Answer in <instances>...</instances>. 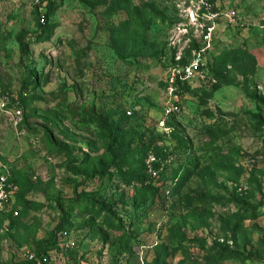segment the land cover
<instances>
[{
    "label": "rangeland",
    "instance_id": "rangeland-1",
    "mask_svg": "<svg viewBox=\"0 0 264 264\" xmlns=\"http://www.w3.org/2000/svg\"><path fill=\"white\" fill-rule=\"evenodd\" d=\"M52 1L0 0V97L22 110L0 109L18 210L0 264H32L56 227L46 264H264V0ZM173 52L217 84L189 82L163 139ZM150 151L164 162L144 184Z\"/></svg>",
    "mask_w": 264,
    "mask_h": 264
},
{
    "label": "built area",
    "instance_id": "built-area-1",
    "mask_svg": "<svg viewBox=\"0 0 264 264\" xmlns=\"http://www.w3.org/2000/svg\"><path fill=\"white\" fill-rule=\"evenodd\" d=\"M234 16L235 13H232ZM213 28H208L207 33L204 36L205 42H210L212 38ZM180 58L177 59V61ZM198 80L201 82H209L213 80L206 74L205 66L201 61V56H198L192 60L189 64L172 66L167 78V99L164 104L161 116L157 119V124L160 130H162L165 137L171 136L174 131L173 127L168 124L172 118H179L184 113V99L185 94L181 91L178 82H190ZM1 94V92H0ZM10 102L7 97H0V109L8 112L11 118L18 124L22 120V110L17 108L9 109ZM164 153H168L167 147L164 148ZM161 159V160H160ZM161 161L163 166L164 159L158 157L154 152L150 151L147 155L146 165L148 174L151 179L157 178L159 171L155 168V164ZM166 161H170L169 158ZM10 172L8 168L0 163V220L3 219L6 213H11L15 217L18 216V210L14 209V184L10 181ZM26 257L30 261L41 264V260L46 261V257L40 259L35 252L28 251Z\"/></svg>",
    "mask_w": 264,
    "mask_h": 264
},
{
    "label": "trees",
    "instance_id": "trees-1",
    "mask_svg": "<svg viewBox=\"0 0 264 264\" xmlns=\"http://www.w3.org/2000/svg\"><path fill=\"white\" fill-rule=\"evenodd\" d=\"M48 1L50 3L56 4V2H53L52 0H48ZM211 1L212 2H215L216 0H211ZM51 15H52V8L51 7L50 8L47 7V9H45V12L44 13L37 12V21H38V27L40 29V35H42L43 33H47V31H49V28H48L49 27V24L48 23H49V18H50ZM25 35L26 34H23L22 33L17 38V41L19 43V46H20V49H21V52L22 53H26L27 52V48H26V46L24 44V40H23V38H24ZM185 64H188L187 61L185 60V58L180 59V60L177 61L176 60V53L173 52L171 66L185 65ZM213 69H214V64L213 63L208 64V72L210 73V71H212ZM215 69H216V67H215ZM31 76H32V78L25 84L26 86H29L32 83L35 84L37 82V75L36 74H31ZM209 76L215 80V83H212L211 85L217 84V81H216L217 74H209ZM178 85H179V87L181 88V91L184 94H187L190 91V83L189 82L181 83L179 81L178 82ZM175 121H176V118H172L171 120H169L168 124L170 126L176 127L175 126ZM161 138L165 139L166 137L164 135H162ZM181 139L183 140V139H186V138L183 137ZM124 141H125V138H124V135H123V128L121 127V125H118L117 124L113 129H111V132L109 133V147L111 149H113L114 147H117V146L122 145L124 143ZM152 143H154V142H150L148 144H145V146L150 147L149 145H152ZM163 150H164V148L162 147L159 151H157V153L160 152V155H161V154L164 153ZM167 151H169V149ZM169 154H171L172 157H173V155L175 156L173 150L172 151L170 150L169 151ZM173 162H174V160L171 161L170 163H166V164H169L170 165ZM160 164L161 163H159V162L156 163L155 164V167L156 168L157 167H160L161 166ZM169 165H167L166 167H169ZM193 168L194 167H192V169ZM147 171L148 170H145V172H146L145 175L139 174V175L136 176L137 179L143 181L144 184H146L148 182H151V177H150V175H148ZM184 172H185V170H184ZM75 174L77 176H79V177L80 176H83V174H81L79 172H76ZM10 181L12 183L14 182V179H13V176L12 175L10 176ZM149 185H151V184H149ZM14 209L17 210L16 204H14ZM16 218L17 217H15L13 214L6 213L4 215V217H3V219L0 220V225L3 224L4 223V220H6V219H10L11 221H13ZM58 230H59L58 227H56L55 230L51 233V235L49 236V238L47 240L41 241V242H39V243H37L35 245V249L33 250V252H35V254L37 255L38 258L43 259L45 257V255H44L45 252L48 249L54 247L58 243V240H57V232H58ZM223 250H225L227 252H230V253H233L234 252V250L232 251L228 246H225ZM45 262L46 261L41 260V264H46ZM30 263L36 264V262H34V261H30Z\"/></svg>",
    "mask_w": 264,
    "mask_h": 264
}]
</instances>
